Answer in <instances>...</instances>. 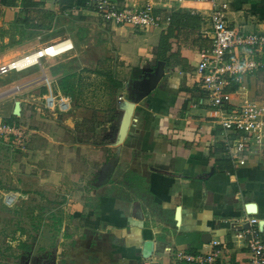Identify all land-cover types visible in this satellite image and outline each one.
Returning <instances> with one entry per match:
<instances>
[{"label":"crops","instance_id":"crops-1","mask_svg":"<svg viewBox=\"0 0 264 264\" xmlns=\"http://www.w3.org/2000/svg\"><path fill=\"white\" fill-rule=\"evenodd\" d=\"M225 1V18L233 33L264 34V0ZM208 9V4L189 0L182 5H164L154 11L163 20L161 25L136 30L102 22L87 0H0V66L49 45H72L57 56L40 57L30 66H38V74L25 72L28 67L8 76L7 87H18V91L0 98V105L14 104L18 96L24 104V116L30 120L29 115L35 114L31 111L53 118L71 111V96L62 95L60 90L69 81L76 87L79 81L75 84L74 79L81 78L80 71L95 70L101 58L100 50L92 45L81 49L91 35L86 30L101 26L145 32L143 36L153 45L145 44L138 60L127 68L125 79L117 78V85L112 82L117 88L113 108L119 116H124L131 104L133 111L124 139L107 145L112 155L105 162L109 167L103 171V179L97 182L93 169H82L80 157L71 169L57 166V175L79 174L80 180L56 189L67 198L60 199L57 230L52 234L39 231V264H186L182 258L207 253L214 240L221 250L218 264H249L246 242L238 233L248 227L250 217L258 220L264 242V142L251 143L238 161L234 160L223 145L222 127L196 74L199 52L212 43ZM167 17L169 22H165ZM89 18H95L99 25ZM240 53L235 56L238 61ZM41 60H45L43 64ZM112 68L116 71L118 67ZM160 70L161 78L150 89ZM228 82L223 92L242 87L249 99L264 105V68L230 77ZM127 83L132 86L127 88ZM89 90L77 89V93L82 96ZM48 96L67 100L69 110L63 113L57 106H49ZM92 103L85 104L92 107ZM9 125L21 129L23 145L20 147L12 135L1 136L0 144L9 141L11 153L18 148L32 152L35 146L29 148L26 142L28 128L20 120ZM47 135L51 143L41 140L40 144L46 145L43 156L52 157L50 149L54 148L56 164H68L76 158L75 146L84 145L83 141L65 145L61 131ZM235 136L231 133L230 139ZM90 140L87 146L92 149L88 152H94L96 147ZM47 187L48 182L41 188ZM67 188L73 191L67 193ZM80 190H87L85 199ZM38 200L48 202L47 198ZM249 205H253L251 210ZM47 238H54V242Z\"/></svg>","mask_w":264,"mask_h":264},{"label":"rangeland","instance_id":"rangeland-1","mask_svg":"<svg viewBox=\"0 0 264 264\" xmlns=\"http://www.w3.org/2000/svg\"><path fill=\"white\" fill-rule=\"evenodd\" d=\"M87 20L99 25L95 18ZM91 30H86V33L90 32L91 35L89 40L86 39L81 44V49L87 50V45H92L100 50L98 54L101 58L97 60L98 67L95 70L84 68L80 71L79 76L81 78L79 80L74 79L75 84L79 81L78 86L73 87L72 82L69 81L68 86L62 89L63 91L60 90L62 95L71 96V111L69 113L53 118L52 115H42L41 112L31 111L35 114L29 115L32 119L30 120L24 116V108H22L24 104L18 99V96H15L14 101L19 102V115H13L16 102L0 105V121L14 122L20 120L21 125L28 128L25 130V134L28 135L27 146L29 148H31L30 145L35 146L32 152H24L18 148L14 153H11L8 146L9 141H3L4 144H0V264H39V255L36 258V252L39 251L41 244V238L38 237L41 234L39 231L43 230L44 233L49 231L52 234L53 231L57 230V220L61 217L60 199L66 197L61 194V190L56 189L58 186L67 187L66 185L72 180L75 182L80 180L79 174H71L65 178L63 175H57L55 173L57 166L61 168L60 170L67 169L66 166L71 169V166L76 165L78 162L77 157H80L82 169L88 170L89 167L93 169L95 174L93 176H95L97 182L103 179V171L108 170L109 165H105V162L112 155V152L107 145L114 144L118 140L120 123L123 118V115L119 116V112L113 108L114 102L117 101L115 97L117 89L115 85L119 83L117 78L125 79L128 72L127 68L131 63L138 60L146 43H149V46L153 45H151L150 39L143 36L145 32H132L127 29L124 31L111 30L108 27L103 28L101 26L96 27L93 31ZM141 39L143 40L141 41ZM44 61L41 60V63L43 64ZM65 63L67 64V62ZM126 63L128 65H125ZM111 66L118 68L114 71ZM28 70L35 75L38 74L39 68L33 66L25 72ZM14 75L15 72L12 71L6 76L2 75L0 77V98L9 97L14 95L12 94L14 91H18V89L7 87L10 82L9 77ZM65 83H63V86ZM124 85L127 88L132 86L129 83ZM79 86L81 87L79 88ZM121 88L122 85L119 89ZM77 89L90 90L82 93L81 96L77 93ZM38 91L42 92L43 89ZM89 101L93 102L92 107L85 104ZM103 101H109L110 105ZM27 111L29 113V109ZM118 123L119 127L116 126L115 128ZM28 125L32 126L28 127ZM30 129L33 130L31 134ZM50 131L53 135L56 131H61L65 145L83 141L84 145L77 144L75 146L73 157L76 158L67 161L68 164H56L57 154L54 148L50 149V151H53L51 153L52 157L43 156L46 145L40 143L41 140L48 141V139L51 143L47 135ZM89 137L90 142L95 144L94 152H88L92 149L91 146H87ZM52 140L56 142L55 138ZM54 142H52V145L55 144ZM22 145L23 143L19 146L22 147ZM58 145L60 146V144ZM69 148L71 149V147ZM71 152L69 150V154ZM104 165L106 168H103ZM47 182L50 187L42 189L41 187L46 185ZM25 190L28 194H24ZM72 191L69 188L66 190L67 193ZM80 191L81 194L84 192L82 197L85 199L87 190ZM9 192L17 195L16 204L12 207H7L3 203L4 195ZM40 198H47L48 202L46 204L40 203L38 200ZM50 239L47 238V240ZM44 242L45 239L42 243L44 244ZM48 242H54V238ZM26 247H30L29 250Z\"/></svg>","mask_w":264,"mask_h":264},{"label":"built area","instance_id":"built-area-1","mask_svg":"<svg viewBox=\"0 0 264 264\" xmlns=\"http://www.w3.org/2000/svg\"><path fill=\"white\" fill-rule=\"evenodd\" d=\"M142 3L123 4L117 0H87L96 15L106 24L130 27L136 30L157 28L163 20L154 13L155 9L164 5H182L187 0H141ZM209 5L208 19L211 26V47L199 52L196 64V74L199 85L206 94L209 106L216 112V118L222 127V142L231 155L238 161L246 152L251 143L264 142V105L249 99L246 89L239 87L232 92H223L228 86L230 77L239 74L251 73L264 68V34L233 33L227 26L225 13L228 8L227 1L223 0H189ZM167 17L165 22H169ZM62 44V43H57ZM56 45V44H55ZM72 48L70 47L49 56L54 57ZM241 50L240 61L236 53ZM28 55L19 60L0 66V76L9 72L22 71L32 65L27 63ZM22 61V66L17 64ZM25 62V63H24ZM36 64V63H35ZM33 64V65H35ZM17 89V88H16ZM49 106H57L59 112H67L69 103L58 98L47 100ZM236 133L231 140L230 134ZM12 135L17 137V143L23 142L21 129L0 121V137ZM14 193H6L3 203L12 206L16 203ZM258 220L254 217L248 219V227L238 233L243 238L249 251V264H264V242L261 239ZM211 249L196 256L182 258L186 264H218L221 250L217 241H211ZM144 264H150L148 262ZM157 264V263H153Z\"/></svg>","mask_w":264,"mask_h":264},{"label":"water","instance_id":"water-1","mask_svg":"<svg viewBox=\"0 0 264 264\" xmlns=\"http://www.w3.org/2000/svg\"><path fill=\"white\" fill-rule=\"evenodd\" d=\"M163 74V71L160 70L157 77L153 80L151 86H150V89H153L155 86H156V83L158 82V80L161 78ZM18 88V87H16ZM19 102H16L15 105H14V109H13V115H19ZM132 111H133V105L131 104L129 107H128V110L126 112V114L123 116L122 120H121V123H120V131H119V141H122L127 133V130H128V127H129V124H130V120H131V115H132ZM253 205H249L248 206V209L251 210V208ZM264 223V221H262ZM50 264H54V263H50Z\"/></svg>","mask_w":264,"mask_h":264},{"label":"bare ground","instance_id":"bare-ground-1","mask_svg":"<svg viewBox=\"0 0 264 264\" xmlns=\"http://www.w3.org/2000/svg\"><path fill=\"white\" fill-rule=\"evenodd\" d=\"M64 44H70V43H67V42H64V43H62V44H56V45H52V46H48V47H46V48H44L43 50H38V51H36V52H34V53H32V54H29L28 56V59H27V63H25V64H30V65H33V64H35V63H37V61H38V59L40 58V57H43V56H50V55H53V54H55L56 52H61V50H59V48L60 47H62ZM70 47V45L69 46H67V47H65L64 49H67V48H69ZM17 63H18V61H17ZM22 61L21 62H19L17 65L18 66H22ZM47 100L48 101H51L52 100V97L50 96V97H48L47 98Z\"/></svg>","mask_w":264,"mask_h":264},{"label":"trees","instance_id":"trees-1","mask_svg":"<svg viewBox=\"0 0 264 264\" xmlns=\"http://www.w3.org/2000/svg\"><path fill=\"white\" fill-rule=\"evenodd\" d=\"M9 124H12V122L8 121Z\"/></svg>","mask_w":264,"mask_h":264}]
</instances>
